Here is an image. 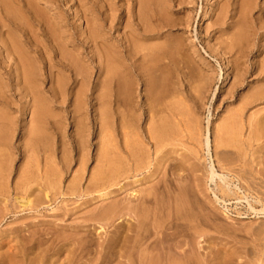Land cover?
<instances>
[{
	"label": "rangeland",
	"instance_id": "obj_1",
	"mask_svg": "<svg viewBox=\"0 0 264 264\" xmlns=\"http://www.w3.org/2000/svg\"><path fill=\"white\" fill-rule=\"evenodd\" d=\"M0 1H6L13 9V13H8L7 7L0 3L3 31L14 36L32 62L36 94L44 103L46 112L49 111L44 116L39 133L29 136L28 122L35 103L30 94L25 96L22 90L15 88L14 76L7 74L10 65L1 56L0 47V73L4 75L6 102L3 110L12 122V130L7 132L4 144L0 145V264H92V261L101 264L109 238L117 233V225L114 230L113 224H120V220L129 218L126 215L128 212L120 213L119 207L123 203L128 206L130 199L133 203L135 192L137 195L138 192H153L150 198L154 203L149 205L143 216L145 225L153 214L161 224L167 216L166 212L170 211L179 219L174 221L176 224L173 222L175 229L173 223L169 225L167 234L170 235L171 231L172 236L179 231L176 235L180 237L173 236L188 243L189 238L196 237L192 238L194 244L191 240L192 244L189 243L191 247L195 245L191 255L195 264H264V214L256 215L250 209V206L256 210L264 208V138L250 140L249 133L253 127L248 128L247 123L249 115L263 117L264 102L250 105L243 111V126L233 130L235 136L229 130L219 129L247 101L248 96L264 87V70H261L264 64V0H255L246 17L239 13L242 0ZM205 7H211V12L208 21L204 20L202 24ZM240 21L244 23L243 27ZM237 27L243 28L245 38L232 47L231 36L237 32ZM95 30L102 35V40L98 42L122 51L120 55L130 67L134 60L127 53L126 41L134 40L141 46L144 44L137 52L136 65L130 68L137 81L138 101L140 104L143 102L142 71L149 77L159 76L168 89L173 82L180 80L176 88L180 90L181 110L194 119L200 135L195 139L183 131L182 137L175 142L174 152H164L159 158L151 150L150 168L136 176L142 181L135 186L130 184L134 178H130L107 190L85 192L90 176L102 164L96 160L104 135L99 128L107 123L105 126L112 131L115 126L112 106L104 107L97 103L103 92L99 83L107 75L103 62L99 64L97 61L98 54L90 40V33ZM148 45L159 48L157 51L162 61L157 71L147 60L143 61L147 52L142 48ZM71 58L77 59L83 66L87 75L84 84L79 78L75 81L74 69L69 64ZM61 81L64 87L60 91L57 86ZM95 111L105 112L101 114V120ZM141 122L144 129V118ZM207 128L211 132L212 143L215 142L211 158L233 194H223L218 179L215 183L207 179L210 158L202 143ZM222 140L234 141L235 146H214L218 144L216 141L220 143ZM35 165L39 169L38 176L41 171L44 174V168L48 174L37 177ZM109 165L96 169L102 172L105 181L111 177V162ZM76 177L79 186L78 182L73 183ZM144 185L147 188L144 189ZM44 189H49L48 194L45 192V200L42 198L45 196ZM107 192L113 193L111 199L98 196ZM213 192L221 198L220 201L215 200ZM41 193H44L43 196ZM40 195L42 199H39ZM25 198L30 199L33 205L22 206ZM35 199L42 200V203ZM112 229L115 234L110 231ZM143 230L146 235L148 224ZM184 232L187 234L183 237ZM84 234L82 239L79 238ZM79 243L84 246L79 247ZM180 255H177L181 257L178 261L182 260ZM199 256L205 257L202 259ZM69 258L72 259L70 263ZM113 261L111 263H118L117 259Z\"/></svg>",
	"mask_w": 264,
	"mask_h": 264
},
{
	"label": "bare ground",
	"instance_id": "obj_2",
	"mask_svg": "<svg viewBox=\"0 0 264 264\" xmlns=\"http://www.w3.org/2000/svg\"><path fill=\"white\" fill-rule=\"evenodd\" d=\"M254 1L255 0H242L240 3L239 13L246 17V13L251 12ZM5 2L6 1H4V2L0 1V3H2L3 5H5L7 7L6 10L8 13H13V9L10 8V6H8V3H5ZM204 12H205V18L202 20L203 21L202 24L205 23L204 20H207L209 18V15L211 12V7H205ZM244 16L242 18H245ZM243 25H244V23L241 24L242 27H243ZM3 27H4V25L0 24V47L2 50L1 56H3L4 61L10 65V69L7 72V74L14 76V81H15V86H16L15 88L22 90L24 92V95L26 94L25 96L30 94L33 103H35L33 110L31 109L32 110V112H31L32 117H30L31 118V119H29L30 122H28V123H30V127L28 126L29 127V130H28L29 136H31V135L35 136L39 133V131L42 127V124H43L44 116L49 111L46 112L44 103L42 102V100H40V98L36 94L35 87L33 85V82H34V80H33V68L34 67L32 65V62L30 61L27 54L17 44L14 36H12L11 34H9V35L5 34V32L3 31ZM49 29H51V28H49ZM237 29H238V27H237ZM242 29L243 28L239 27L237 32L235 34H233V37L231 36L232 42H233V44L231 43L232 47H234L237 42H241V40H243L245 38V35L242 33ZM90 40H91V43H93L94 48L96 49L95 51L98 54V56H96L97 61L99 62V64L100 63L102 64V62H103L102 66H103V69L105 70L106 75H107L106 79L104 81H102L101 83H99V86L102 87L103 92L101 91L102 95H100L101 93H99V95L101 97L99 96L97 103L99 102V104L101 106L103 105L104 107L108 106V105L112 106V111H113L112 112V115H113L112 119H113V124L115 126H114V129L111 131L109 128H107V126H105L107 123L104 125L101 124L99 131L101 133H103L104 135H103L102 145H101V148L99 150V154L96 156L97 162L102 163V164H100V166H102V167L105 164H108V166L110 167L111 165H109V163L111 162L112 170H110V173L107 170L109 167L106 168L107 173H109L111 177H107L108 181L107 180L105 181L103 178L102 172L96 171L97 168H100V166L98 165L99 167H96L94 170L95 174L93 173V176L92 177L90 176V179H91V180L89 179L90 184L87 183L88 186L84 190H86L85 192H89V191L94 192L96 190L97 191L98 190H107L110 186L120 185L122 180L130 179V178H134L130 182V184L135 186L137 183L142 181L141 178L137 179L136 176L141 174L144 170L150 168L151 150L155 154L154 155L155 157L162 155L164 152H169L168 154H170V152L171 153L174 152L173 147L175 146V142L182 137L181 134L183 131H186L190 137H195V139H196V137H198L200 135L199 129H198V126H197L196 122L194 121V119L191 118L187 112H185L183 110L184 111V113H183L181 110L182 108L180 106L182 105V100L180 99V96H179L180 90H178V88H176V86H178L180 80L178 82H173L172 87L170 89H168L166 87L167 86L166 83L162 79H160L159 76L150 75V77H149L148 74H146L145 72L142 71L141 76L140 75L139 76H140V81L144 85L143 102L140 104V102L138 101V98L136 96V94H137L136 90L137 89L135 88V86L137 85V83H136L137 81L133 77V74L131 73L130 68H132L133 66L136 65V63L138 61L135 59L137 57L136 56L137 52L139 53L140 48L144 44L141 46L139 44H136L135 43L136 41H134V40H131L130 42L126 41L127 45L125 46V48L127 49V53L134 60V62H131V67H130V65L127 66L124 63L125 60L123 61V57L120 55L122 51H120V50L116 51L111 46L106 45L102 41L98 42V40H102V35H100L96 30L90 33ZM148 46L145 48H142L147 52L143 56V61L147 60L146 62H148L149 64L152 65L153 70H156L158 65H160V62L162 61L161 56H160V54H158V51H157V49H159V48L156 46H152V45L149 47ZM239 53H240V51H239ZM239 53H237V54H239ZM144 58H146V59H144ZM69 64L74 69L73 70V76L75 77V81H79L78 80V78H79L80 81L84 84L87 81V75H86L85 70L83 69V66L78 62L77 59H73V58H71L69 60ZM175 66L177 68L176 64H175ZM150 67H148V68H150ZM261 70L262 71L264 70V64L261 67ZM183 73L185 74V72H183ZM3 76L4 75L2 73H0V145L4 144L5 139L7 137V134H8L7 132L10 129L12 130L11 119L6 114V112L3 110L4 108H6L5 107V104H6V102H5V85L3 82ZM54 81H56V80H54ZM54 85H56V84H54ZM63 87H64V83H63V81H61L60 83H58L57 90L61 91V90H63ZM76 88H77V86H76ZM76 91L78 92L77 89H76ZM261 102H264V87L256 90L254 93H252L250 95V97L248 96L247 101L243 102L241 104V106H239L237 111L234 114H232L231 117L229 118V120H227L222 125V127L219 129H222L225 132H226V130H229L231 135L235 136V132H233V130H235L239 125L243 126V116H242L243 111L245 109H247L248 106H250V105L255 106L257 104H260ZM74 105H75V103H74ZM76 109H75V112H76ZM102 113L104 115L105 112L103 111ZM102 113L95 111V115L97 116V118H100L99 120H101L103 117V115L101 117ZM46 115H48V114H46ZM76 115H78V114H76ZM257 115H255V114L249 115L248 121H247L248 126H249L248 128L251 129V127H253V129L251 130V133H249V135H250L249 139L250 140H256V141L264 138V115H262L263 117H256ZM143 118H144V124H145L144 129H142V125H141V123H142L141 121L143 120ZM106 119H108V117ZM79 120H80V118H79ZM101 123H103V121ZM82 125H83V123H82ZM80 126H79V128H80ZM182 126H183V128L180 129ZM80 130L82 131V128H80ZM42 133H44V132L42 131ZM78 135H79V133H78ZM60 139H61V137H60ZM219 141H216L218 144L214 145L217 148H219V147L228 148V147L235 146L234 141L229 142V140H222L220 143H219ZM202 143H203V147L206 151L207 157L210 158V161L208 162L207 172H206L208 181L210 183H215L216 179H218L220 182V184H219L220 191L225 195L233 194V192L229 186V183L226 181V179L223 175H221L217 172V170L215 168L216 163H214V161L211 158L210 153H211L212 146L215 142L212 143L211 132H210L209 128H207V130H206V134L204 136V139L202 140ZM222 152H223V150H222ZM223 154H226V152H223ZM163 156L165 157L166 155H163ZM65 159H67V158H65ZM78 159H79V157H78ZM54 163H55V161H54ZM81 165H84V164L82 163ZM55 167L57 168V166H55ZM79 168H80V166H79ZM109 169H111V168H109ZM78 170L79 169H77V171ZM36 171H37V177H39V176L43 177V176H46L48 174L47 170L45 171V168H44V174L41 171L40 175L38 176L39 169L37 166H36ZM74 172H76V171H74ZM79 174L80 173H78V176H79ZM61 175H60V177H61ZM34 176H35V173H34ZM157 176H159V175H157ZM29 179L31 180V177ZM36 179H38V178H36ZM76 179H77V177L74 178L73 183L76 181ZM38 181H39V179H38ZM42 181H43V178H42ZM76 182H78V180ZM160 182H161V179H160ZM57 183L58 182H56V185H57ZM151 183H153V182H151ZM154 183H156V181H154ZM77 184L79 186V182ZM148 185H150V184H148ZM38 186H40V185H38ZM43 186H45L44 183H43ZM144 186H145L144 189L147 188L146 185H144ZM154 186H156V185H154ZM216 186H217V184H216ZM50 187H51V185H49V189H50ZM121 187L124 188L123 186H121ZM245 187H247L246 184H245ZM137 189H140V188H137ZM144 189H142V190H144ZM39 190H41V189H39ZM120 190L121 189H119V191ZM47 191H45V189H44V193L45 192L47 193ZM119 191H117V192H119ZM68 192H70V190ZM46 193H45L44 197H42L43 194L41 193L42 196L40 195L39 199L43 198V200H45V197L48 194V193L47 194ZM71 193H69V194H71ZM111 193L112 192H110V193L107 192V193H103L100 195H98V193H97V195L101 198L108 199L111 197L110 196ZM141 193L138 192L139 195H137V193L135 192L136 199L134 198L133 203H132L133 200L128 199L129 200L127 202L128 206H126V204L124 206V203H123L122 204L123 206L119 207L120 213L126 210V213L128 212V214H129V215L128 214H126V215L129 216V218H128V220L126 218H125V220H123L121 217L122 220H120V221H122V222L120 224L119 223L115 224V225L113 224V227L117 225V228L114 227V230L116 228L117 233L116 234L113 233L114 232L113 229L110 230L112 232V234H115V236H111L112 238L114 237V239H110L111 237L109 238L110 242H107L106 253L104 251H102L105 254H103L104 257L102 255L103 258L101 257L102 258L101 264H110L111 262H114L113 261L114 259H117V262H118L117 264H120V263H122V264H124V263H127V264H195V262H193L192 257H191V255L194 253V252L192 253V250H193V247L195 245L193 247H191L190 244H192L193 241L195 242V240L192 238L196 239V237L192 236V234H191L192 238H189V237H188L189 239L186 238V240L187 239L189 240V243L192 241V243L189 244L186 241L184 242V240L181 241V239H177V237H180V236L176 235L179 233V231H178V233L176 232V234H174L172 232L173 235H176L177 237L173 236V235L170 236L171 231H170V235L167 234L166 230L170 229L169 227H171L169 225L170 224L172 225V223L175 220L179 219L174 212H173V215H171L172 212H170V211H169V213L166 212L167 216L165 217L164 221H162L161 224L154 218V214H153V216L151 215L152 217L149 220V222L148 221L146 222L148 224V230L149 231L146 230L148 232V234H147V232H146V235H145V232L143 234V231H144L143 228H144V226H147V224L145 225V223H144L143 216L148 211L147 208L149 207V205H153L152 203H154V201L151 200V198L153 196L150 195L153 192L152 193L146 192L143 194H141ZM64 195H66V194H64ZM135 195H133V196H135ZM98 196H96V199L97 198L99 199ZM213 196H214L215 200H217V201L221 200V198H219L215 192H213ZM40 197H42V198H40ZM31 198L32 197H30V199ZM242 198H243V196H242ZM30 199H26V198L23 199L22 206L33 205V204H31ZM39 199H35V200L42 203L41 202L42 200L39 201ZM160 199L162 200L161 197H160ZM244 200H245V198H244ZM33 201H34V199H33ZM120 201H121V199H120ZM222 201L224 202V200H222ZM110 202H112V201H110ZM32 203L36 204V202H32ZM40 203H38V204H40ZM120 203H122V201ZM107 204H108V201H107ZM107 204H105V205H107ZM36 205H34V207H36ZM163 207H165V206H163ZM248 207H249V205H248ZM250 209L256 215L264 214V208H262L260 210H256L252 206H250ZM149 213H151V211ZM176 213H178V212H176ZM126 215L123 217H126ZM163 215H164V213H163ZM147 217H148V215H147ZM109 219H110V217H109ZM174 223L172 226H174L173 228L175 229ZM103 225H105V223H103ZM111 225H110V227H111ZM196 225L198 226V224H196ZM259 226L260 225H258V227ZM108 227H106V228H108ZM187 227H189V226H187ZM194 227H195V225H194ZM101 229H103V228L101 227L100 230ZM184 229H186V228H184ZM184 229H183V231H185ZM251 229H254V228H251ZM255 229H257V228H255ZM107 230H106V232H107ZM171 230H172V228H171ZM194 230H195V228H194ZM111 232H109V233H111ZM183 234H184L183 235V237H184V236H186L187 233L184 232ZM74 235H77V234H74ZM79 235L80 234H78L77 236H79ZM102 235L103 234H101L100 236L102 237ZM159 235H162L163 239L160 237L157 238V236H159ZM84 236H85V234L83 236H80L79 238L84 237ZM181 236H182V234H181ZM89 238H88V240H89ZM106 238L108 239V237H106ZM56 239H58V238H56ZM71 239L73 240V238H70V240ZM90 239H93V238H90ZM204 239H206V238H204ZM204 239H203V241H204ZM207 239H208V237H207ZM85 240H87V239H85ZM109 240H107V241H109ZM90 242H91V240H90ZM102 243H103V241H102ZM102 243H101V246H102ZM83 244L85 245L86 242ZM83 244L79 243V247ZM90 244H92V243H90ZM103 244H105V242ZM73 245H75V242ZM70 246H72V245H70ZM99 246H100V244H99ZM207 246H209V245H207ZM202 247H204V246H202ZM204 250H205V247H204ZM210 250L211 249L209 248L208 251H210ZM177 251H179V252H177ZM204 252L206 253L207 251H204ZM72 254H73V252H72ZM177 255L182 256V260L178 261V259H181V257L178 258L179 256H177ZM206 255L207 254H205V256ZM194 256H196V255H194ZM71 257H72V255H71ZM199 257H201V256H199ZM204 257H201V258L203 259ZM176 258H177V260H176ZM35 259H38V257L37 258L35 257ZM70 259L71 258H69V261H68L69 263H70ZM97 259L98 258H96V260ZM71 261H72V259H71ZM123 261H125V262H123ZM201 261L203 262V260H201ZM34 262H35V260H34ZM57 264H59V263H57ZM64 264H67V262ZM92 264H94L93 261H92ZM111 264H113V263H111Z\"/></svg>",
	"mask_w": 264,
	"mask_h": 264
}]
</instances>
